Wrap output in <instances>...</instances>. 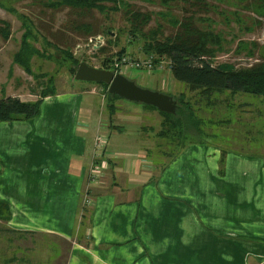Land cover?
<instances>
[{"label":"crops","instance_id":"obj_1","mask_svg":"<svg viewBox=\"0 0 264 264\" xmlns=\"http://www.w3.org/2000/svg\"><path fill=\"white\" fill-rule=\"evenodd\" d=\"M102 101L86 87L55 92L35 118L0 122L5 226L70 242L68 264H264V146L225 155L222 175L219 150L204 146L161 168L146 154L148 139L132 133L120 143L114 122L135 123L132 113L116 101L109 118ZM98 133L108 135L109 158L100 182L88 185ZM84 193L88 228L71 232Z\"/></svg>","mask_w":264,"mask_h":264},{"label":"rangeland","instance_id":"obj_2","mask_svg":"<svg viewBox=\"0 0 264 264\" xmlns=\"http://www.w3.org/2000/svg\"><path fill=\"white\" fill-rule=\"evenodd\" d=\"M151 1L128 2L133 11L151 14V21L142 30L147 38L157 35L156 40L163 42L165 38L173 36L176 32L172 21L193 15L194 23L198 28L210 31L220 39V43L214 45L215 49L220 51L215 50L213 56L205 57L211 65L216 67L230 65L234 69H239L264 60V17L254 11L250 1L207 0L209 6L205 13H198L192 8L187 14L182 13L177 7L166 10L159 0ZM92 16L93 23L98 25L99 34L85 38L71 29V22L75 19L65 9L45 10L36 0H0V19L10 24L8 41L2 42L0 39V99L12 94L23 102H34L40 92L46 88H53L54 92L61 94L63 91L86 87L101 96L102 104L104 103L107 109L104 86L75 81L72 71L76 70L80 62H85L93 68H107V71H113L114 61H118L126 51L133 59L143 56L142 46L145 40L131 36L130 26L122 12L109 13L107 16L94 12ZM24 17L36 24L45 37L48 31L56 33V39L49 38L48 41L53 42L61 50H67L71 59L59 50L48 47L39 36H35L34 40L28 39V42L32 49L40 52V56L31 57L29 62L31 75L26 74L22 67L13 62L25 33L22 20ZM90 20L91 18L87 21ZM156 25L159 28H156ZM98 37L102 39L101 44L96 48L91 47L88 40ZM155 59L156 67L151 72L128 68L122 69L120 75L142 89L157 91L174 98L185 93L196 117L211 121L212 119L223 122L229 120L230 124L229 126L224 123L211 125L212 135L207 137L196 131L183 133L182 136L170 131L166 136H160L162 119L157 111L139 103L118 99V105L124 107L123 112L129 111L136 119V122H133L135 126L133 123L125 124L122 120L114 122L120 130H124L122 134L124 136L119 139L120 143L127 141L126 143L129 144L132 133L140 138L137 141L143 142L148 139L150 146L146 145V154L151 158L153 165L161 168L166 160L170 162L172 157L182 153L186 147L194 145L216 148L219 150V155L232 153L245 155L251 147L254 155L259 154L258 150L264 146V97L244 94L212 95L207 105L197 94L187 92L184 84L173 80L169 61L165 56H155ZM105 60L108 62L106 63ZM109 118H105L108 126L111 123ZM247 120L250 121L248 124ZM211 131L205 130V133L210 135ZM104 135L108 139V135ZM128 146L130 150L138 148L136 144ZM82 199L83 202L89 201V203L82 205L81 219L78 223H72L71 232L76 228L79 231L88 228L90 211L85 207L88 208L91 199L86 193ZM77 234L83 236V232ZM70 246V242L60 238L57 240V237L50 234L10 231L0 221V264H68Z\"/></svg>","mask_w":264,"mask_h":264},{"label":"trees","instance_id":"obj_3","mask_svg":"<svg viewBox=\"0 0 264 264\" xmlns=\"http://www.w3.org/2000/svg\"><path fill=\"white\" fill-rule=\"evenodd\" d=\"M36 1L45 10H67L68 14L74 16L75 19L71 22V29L74 32L77 31L78 35L85 38L99 34L98 25L94 24L92 20L94 12L103 14L104 16H107L109 13L122 12L130 26L129 32L131 36L145 40L142 46L143 56H165L169 61V70L173 80L184 84L187 87V92L197 94L207 105L212 95L229 94L230 96H235L236 94H244L252 97H264V60L239 69H234L230 65L218 67L211 65L205 60V57L213 56L215 50L217 52L220 51L214 47V45L220 43V39L212 32L198 28L196 23H194L193 15L172 21L176 32L173 36L165 38L163 42H160L155 38L157 35L149 38L144 35L142 30L151 21V14L133 11L132 6L128 3L131 0ZM246 1H250L253 4L254 11L264 17V0ZM159 2L166 10L177 7L185 14L192 8H195L198 13H205L206 8L209 6L207 0H159ZM90 18L91 20L87 21ZM22 20L25 33L21 38L19 50L13 57V62L22 67L26 74L31 75L29 68L31 57L34 55L40 56V52L34 48L32 49L28 42V39L34 40L35 36H39V39L48 47L54 48L56 51L59 50L68 59H71V55L67 53V50H61L53 42L48 41L49 38L55 40L57 37L56 33L48 31L50 34L47 33L45 37L36 24L26 17ZM156 28H159V26L156 25ZM9 37L10 24L0 19V39L2 42H7ZM155 65L156 59H154ZM103 69L107 70V68ZM74 70L72 73H74ZM100 85L104 86L106 90L107 110L109 116H112L115 112L114 103L119 98L107 93V85ZM54 93L53 88H46L40 92L37 100L34 102H23L18 97L13 96L1 98L0 122L27 121L35 118L39 113L42 100ZM184 94H179L178 98L172 97L177 106L173 115L164 114L150 106L143 105L157 111L161 117L162 129L159 132L160 136H166L170 131L176 132L178 136H182L183 133H189V131H196L207 137L212 135L211 125H221L224 123L226 126H229V120L223 122L212 119L211 121L207 118L203 120L196 117L190 101H188ZM205 130L211 131L210 135L206 134ZM224 156L221 155L220 157L221 175L223 174ZM8 219L9 210L6 205L0 203V221L5 224Z\"/></svg>","mask_w":264,"mask_h":264},{"label":"water","instance_id":"obj_4","mask_svg":"<svg viewBox=\"0 0 264 264\" xmlns=\"http://www.w3.org/2000/svg\"><path fill=\"white\" fill-rule=\"evenodd\" d=\"M73 79L78 82L105 84L109 95L128 102L150 106L164 114L173 115L176 111V102L171 96L142 89L123 75L90 67L85 62L78 64Z\"/></svg>","mask_w":264,"mask_h":264},{"label":"built area","instance_id":"obj_5","mask_svg":"<svg viewBox=\"0 0 264 264\" xmlns=\"http://www.w3.org/2000/svg\"><path fill=\"white\" fill-rule=\"evenodd\" d=\"M102 41L101 37H98L97 39H89L88 44L96 48L99 46ZM154 59L155 57L152 55L149 56H141L139 58H131L128 55V51L124 53L118 61H114L113 63V71L114 74H121L122 69H128V68H135L137 70H142L146 72H151L155 68L154 66ZM105 146H106V137L102 133H98L93 142V163L91 164V167L88 171L87 176V184L93 185L100 182V179L103 176L104 169L106 166V159L109 157L107 156L105 152ZM89 203V201H85L84 204Z\"/></svg>","mask_w":264,"mask_h":264}]
</instances>
